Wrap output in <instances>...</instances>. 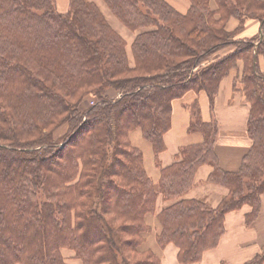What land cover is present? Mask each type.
Instances as JSON below:
<instances>
[{"label": "trees", "instance_id": "trees-1", "mask_svg": "<svg viewBox=\"0 0 264 264\" xmlns=\"http://www.w3.org/2000/svg\"><path fill=\"white\" fill-rule=\"evenodd\" d=\"M102 1L136 32L133 65L126 40L95 2L71 0L61 14L55 0H0V264H68L63 250L80 264H161L145 244L151 215L158 247L174 244L179 263L192 264L218 247L229 212L250 206L248 225L260 212L264 0H188L186 12L169 0ZM233 18L239 32L227 27ZM249 21L260 30L239 37ZM239 63L233 88L249 105L252 142L239 170L221 168L218 126L204 122L195 103L188 130L204 141L181 149L155 183L130 134L140 130L157 158L172 102L194 90L214 104ZM85 100L91 105L82 110ZM203 165L213 168L207 182L228 190L216 208L186 198ZM263 263L264 250L245 264Z\"/></svg>", "mask_w": 264, "mask_h": 264}, {"label": "crops", "instance_id": "crops-1", "mask_svg": "<svg viewBox=\"0 0 264 264\" xmlns=\"http://www.w3.org/2000/svg\"><path fill=\"white\" fill-rule=\"evenodd\" d=\"M56 1L57 10L65 13L69 7V0L64 4L60 0ZM103 7L101 0H89ZM179 11L186 12L190 3L188 0H169ZM100 7V8H102ZM238 22L231 20L229 22V30L235 28ZM257 23H254V25ZM123 27L128 32L118 31L126 40L127 45L131 50L132 43L135 39L136 32H132ZM260 30L258 24L254 26V31ZM132 34L127 35V33ZM233 50L230 48L219 51L213 55L210 61L222 58ZM128 52V49H127ZM131 64L133 58L131 52H128ZM242 64L239 63L238 72L230 74L223 79L220 84V89L215 97L214 104L205 91L196 92L190 90L181 98L175 99L172 102V118L169 131L164 134L165 150L158 157H155L152 144L145 140L140 130H135L130 134V140L133 146L142 151L144 157V167L148 176L157 183L160 179V169L168 167L175 163L178 159L180 150L190 146L200 144L204 141V136L201 132H189V126L193 119L192 107L195 103L200 109L201 119L206 123L215 122L218 126V135L215 143V151L219 159L222 169L229 172L239 170L243 157L251 148V139L247 132V121L249 117V105L245 101L244 95L241 92L234 91L233 84L236 77L240 76ZM111 97L117 93L109 89L107 91ZM89 100H85L82 105H85ZM87 105L82 110L87 109ZM63 134L67 130V126ZM213 168L210 165H203L199 168L193 189L186 195L189 199L203 200L212 206H216L228 194V190L223 187L211 185L207 182ZM211 187L220 190V196L208 194ZM165 203L158 202V211ZM251 211L250 206H244L237 211L229 212L225 216V234L216 249L205 252L202 260L192 264H245L247 261L254 258L258 253L264 250V193L260 198V212L255 221L248 225L246 223V215ZM147 223L153 228L146 241V247L152 249L161 259V264H181L178 261L179 250L174 244H168L163 250L156 243L155 235L158 231V225L155 215L147 218ZM264 264V263H263Z\"/></svg>", "mask_w": 264, "mask_h": 264}, {"label": "rangeland", "instance_id": "rangeland-1", "mask_svg": "<svg viewBox=\"0 0 264 264\" xmlns=\"http://www.w3.org/2000/svg\"><path fill=\"white\" fill-rule=\"evenodd\" d=\"M176 1H178V2H181V0H176ZM56 2V1H55ZM101 2H102V4H103V7H102V5L101 6H99V7H102L101 8V10H102V12L104 13V15H105V17L107 18V20L109 21V23L112 25V27L115 29V30H118V31H120V32H122V31H124V32H128V31H126V29L123 27V25L115 18V16L114 15H112V13L110 12V10H109V8L104 4V2L101 0ZM98 4V3H97ZM213 8H215V7H213ZM56 9H57V7H56ZM70 9H71V0H69V7H68V9H67V11L65 12V13H61V12H59L58 10V12L59 13H61V14H66V13H68V12H70ZM233 20H236V22H238L237 23V25H235V28L234 29H232L231 31L232 32H234V31H237L239 28H240V26H239V21L237 20V19H235V18H233ZM254 23H257L256 21H249L247 24H246V26H244L243 28V30L239 33V37H243V38H250L251 37V33H252V31L254 30V26L255 25H257V24H255L254 25ZM228 28H229V24H228V26H227ZM130 32V31H129ZM237 32H239V30L237 31ZM135 33V32H134ZM129 34H132V32H130V33H127V35L129 36ZM130 45V43H128V45L127 46H129ZM128 49V52H131V50H130V48L128 47L127 48ZM230 49L231 50H235L233 47H230ZM263 65V64H262ZM264 66V65H263ZM155 99V98H154ZM87 102V101H86ZM89 106V105H91V102L89 101V104H88V102L85 104V105H81V109H83V108H85L86 106ZM142 108H144V106H139L138 108H135L134 109V111L136 110H140V109H142ZM66 128V127H65ZM64 127H61V128H59L58 130H56L55 131V137L56 138H59V137H61L62 135H63V131H64V129H65ZM209 183V182H208ZM209 184H211V185H214V186H218V187H223V188H225L224 186H221V185H218V184H213V183H209ZM208 194H213L214 196H220L221 195V193H220V190L218 191L217 189H214V188H212L211 187V191H209L208 192ZM226 196H227V194H226ZM201 201H203V200H201ZM203 202H205V201H203ZM206 204H208L210 207H212V208H216L217 206H218V204L220 203H218L216 206H212L211 204H209V203H207V202H205ZM245 206H247V205H245ZM244 207V206H243ZM117 226V225H116ZM95 238V236H92L90 239H94ZM127 240L129 239V236H126L125 237ZM63 255H64V258L66 259V261H67V263L68 264H80L79 263V261H77L73 256V253L71 252V251H69V250H63ZM129 257H131V259H132V261L133 260H135V261H139V260H141V259H143V257L142 256H139V255H135V254H133V253H131V254H129Z\"/></svg>", "mask_w": 264, "mask_h": 264}, {"label": "bare ground", "instance_id": "bare-ground-1", "mask_svg": "<svg viewBox=\"0 0 264 264\" xmlns=\"http://www.w3.org/2000/svg\"><path fill=\"white\" fill-rule=\"evenodd\" d=\"M67 0H60V2L62 3V4H64V6H65V2H66Z\"/></svg>", "mask_w": 264, "mask_h": 264}]
</instances>
